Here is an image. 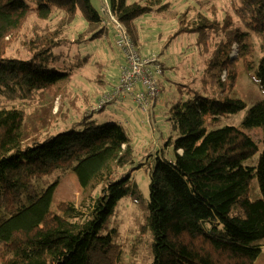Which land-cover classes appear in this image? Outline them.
Listing matches in <instances>:
<instances>
[{"label": "trees", "instance_id": "trees-1", "mask_svg": "<svg viewBox=\"0 0 264 264\" xmlns=\"http://www.w3.org/2000/svg\"><path fill=\"white\" fill-rule=\"evenodd\" d=\"M194 1L197 10L188 6L177 12L163 48L182 34L195 35L217 87L215 96L221 94L165 99L170 131L165 145L171 146L165 152L173 155L156 157L144 198L130 172L144 163L118 176L134 153L123 123L97 124L89 112L80 130L40 140L25 136V111L8 106L36 94L67 103L76 72L66 63L68 51L112 35L106 14L91 0H0V264H122L115 216L125 198L141 210L139 228L151 237L146 264H254L264 248V98L247 109L242 121L246 129H262L260 147L248 132L219 126V121L246 107L232 97L239 76L236 60L264 94V0H232L237 20L226 16L222 22L214 0ZM104 2L135 45L140 21L170 8L167 0ZM206 4L208 15L200 10ZM75 21L82 27L71 38L65 31ZM242 27L258 41L257 60ZM61 112L59 106L52 115ZM64 168L73 170L81 191L76 200L52 205L57 180L45 186Z\"/></svg>", "mask_w": 264, "mask_h": 264}, {"label": "rangeland", "instance_id": "rangeland-1", "mask_svg": "<svg viewBox=\"0 0 264 264\" xmlns=\"http://www.w3.org/2000/svg\"><path fill=\"white\" fill-rule=\"evenodd\" d=\"M167 1L170 3L168 10L160 15H148L140 21L139 40L137 45L134 43L136 50L140 55L143 54L144 57L149 55L158 57L164 64L165 78L161 82V86L163 87L162 96H165L166 99H170L172 96L175 97V100L178 98L187 99L193 96V93H198L203 97H219L220 91L215 96L217 87L210 76V71L207 69L206 60L198 53L195 35L182 34L163 48V43L166 42L167 36L176 27L177 12L184 10L188 6L197 10L199 5L194 0ZM91 2L101 14H106L110 23L115 25L114 18L111 16L104 0H91ZM211 3L214 4L215 14L219 21L222 22V19L226 16H229L234 21L237 20L233 11L232 0H214ZM209 6L210 4H206L205 8L208 10ZM206 9L200 10L205 11L207 15L210 14L209 10L207 11ZM190 14H193V11ZM79 20L83 24L80 18ZM80 22L75 21L70 24L68 31H65L66 35L69 32L71 38H76L78 30L82 27ZM106 26L108 29L110 28L109 31L113 30L111 24L106 23ZM242 30L247 32L248 37L253 42V58L257 60L260 57V53L257 50L258 41L250 34L249 29L242 27ZM114 37L115 32L113 30L110 36L107 34L92 43H84L78 45V47L74 46L68 51L66 63L72 65L76 72L70 83L69 101L67 103H64L65 101L60 103L58 98L53 101L51 96L41 99L36 94L31 100L27 99L8 104V106L13 105L25 111L24 129L26 137L37 135L42 140L45 135L52 136L61 131L80 130L82 128L81 118L83 114H89L88 107L90 103L107 87L117 83L122 66L125 64L121 50L114 43ZM110 41L111 43L109 44ZM236 53V50H234L231 55L235 56ZM83 56H86L87 60L79 61L78 58ZM233 66L238 70L239 76L236 80L232 97L243 100L246 107L236 114L221 117L219 126L233 125L248 132L260 147L262 129L260 127L246 129L243 127L242 121L247 109L257 100L264 98V94L244 70L240 59L236 60ZM224 76L223 72L222 78ZM139 89L142 88L138 85L134 92ZM160 93L161 90L159 95ZM126 98L131 102V105L128 106L130 114H133L135 110H139L143 114L142 117L140 115L135 127L124 126L126 132L132 138L134 153L132 163L126 164L119 169L118 176L126 174L135 164L144 163L145 167L130 172L144 198H147L150 181L149 170L153 167L156 157L161 156L162 153L169 155V157L173 155L172 150H170L169 154L165 152V147H167L165 142L169 138L170 131L160 126L161 135H159V131H155V123L152 118L148 119L149 113L151 114L153 109L151 100H149L148 106L142 109L137 105L134 95L125 93L122 97L109 103L103 110L91 113V119L97 124L115 122L120 110L119 106L122 100L124 103L127 102ZM59 106L62 112L58 116L52 115ZM166 110L167 104L165 103L162 105V111ZM162 122L163 125L167 123L166 120ZM173 137L175 138V134H173ZM156 140L159 142H155ZM257 156L258 153L255 159H257ZM57 174L50 176L45 186L47 187L57 180L52 191V205L62 201L76 200L81 188L73 170L71 168L62 169L61 176L58 179H56ZM116 214L115 218L118 220L120 227V242L123 248L122 264H146L150 259L149 243L151 237L148 232H142L139 228L142 220L141 210L129 198H125L120 202ZM254 264H264V248L258 254Z\"/></svg>", "mask_w": 264, "mask_h": 264}, {"label": "built area", "instance_id": "built-area-1", "mask_svg": "<svg viewBox=\"0 0 264 264\" xmlns=\"http://www.w3.org/2000/svg\"><path fill=\"white\" fill-rule=\"evenodd\" d=\"M114 21L115 25L107 19L108 24H111L115 32L114 43L121 50L125 64L122 66L117 83L110 90L102 93L96 102L89 105V112L100 111L104 106L122 97L125 93L134 95L137 105L145 109L149 100L152 104L160 92L158 76L162 74L161 60L153 55L147 57H144L143 54L140 55L130 35L118 21L115 19ZM138 85L142 89L134 92Z\"/></svg>", "mask_w": 264, "mask_h": 264}, {"label": "crops", "instance_id": "crops-1", "mask_svg": "<svg viewBox=\"0 0 264 264\" xmlns=\"http://www.w3.org/2000/svg\"><path fill=\"white\" fill-rule=\"evenodd\" d=\"M120 66V65H119ZM165 74V71H164ZM165 78V76L163 75V77L161 79ZM161 87V93L158 96V98L155 100L154 105H153V109L151 114L149 113V117L148 119L152 118L153 122L155 123V131H159V135H161L160 133V126H163L162 128L165 129L167 128L169 130V125L168 123H166L165 125H163V120H166V115H167V111H162V105L165 104V96H162V89L163 87ZM164 97V99H163ZM127 102H121L120 106L119 104H117L120 107L119 113L117 114V121L123 123L124 125H127L129 127H135V124L139 121L140 115L142 117L143 112L139 111V110H135L133 112V114H130L128 111V106L131 105V102L129 101L128 98ZM167 100V99H166ZM123 103V104H122ZM125 107V108H123ZM167 109H168V105H167ZM163 116V117H162ZM162 124V125H160ZM154 131V134H155ZM155 142H159L158 140H156ZM154 142V143H155ZM150 148V147H149ZM167 150L169 149V147H166ZM180 152V151H179Z\"/></svg>", "mask_w": 264, "mask_h": 264}, {"label": "water", "instance_id": "water-1", "mask_svg": "<svg viewBox=\"0 0 264 264\" xmlns=\"http://www.w3.org/2000/svg\"><path fill=\"white\" fill-rule=\"evenodd\" d=\"M181 152V151H180Z\"/></svg>", "mask_w": 264, "mask_h": 264}]
</instances>
